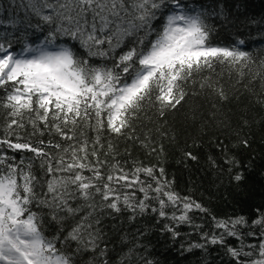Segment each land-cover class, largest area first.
I'll return each instance as SVG.
<instances>
[{"label":"trees","instance_id":"trees-1","mask_svg":"<svg viewBox=\"0 0 264 264\" xmlns=\"http://www.w3.org/2000/svg\"><path fill=\"white\" fill-rule=\"evenodd\" d=\"M186 1L189 10L204 14L211 29V44L227 46L225 42L230 41L229 45L233 46L239 44L235 38L243 40L244 44H239V48L249 52L255 63L243 68V74L240 65L223 64L195 74L183 85L186 95L176 108L165 109L161 116L158 105L146 104L131 121V127L119 136L106 126L99 133L93 127H77L75 139L65 140L50 124L45 126L38 122L34 128L28 113L17 118L23 127L13 125L9 129L8 124L13 118L8 115V109L0 107V140L42 146L48 154L43 160L31 151L0 145V157L8 158V163L22 168L31 165V172L38 182L35 185L38 194L46 192L45 181L52 179L46 173V163L42 162L52 160L56 167L59 157L69 159L63 149L70 144L79 146L86 140L89 153L95 148L97 154L96 157L89 155V160L95 163L99 158L101 163L97 167L104 179L108 174H117L116 166L128 173L124 166L148 168L154 165L159 171L163 169L161 180L169 182L166 191H174L205 209L188 222L170 224L166 218L177 213L171 205L164 208L166 216L159 215V206L155 207L158 213H147L149 216L141 221V212L145 210L136 206L143 201L139 198L130 201L133 207L119 202V211L108 207L111 200H96L92 208L80 209V221L91 226L82 229L83 239L87 242L88 233L94 229L95 249L89 246L77 253L75 259L79 264H240L258 258V246L264 236L260 235L262 227L252 222L264 216V66L261 65L264 61V0ZM48 2L56 3V0ZM15 3L16 8L13 7ZM48 14H53L52 10L44 6L43 0H0V42L11 41L17 45L16 51L24 42L36 46L58 26L55 16L51 24L42 19ZM143 34V31L138 33ZM154 38L153 33L149 39ZM126 39L130 43L135 36ZM57 44L76 45V51L87 58L86 50L69 37H58ZM126 50L116 49V54ZM94 60L102 62L92 58L90 63ZM107 63L110 66L111 61ZM206 80L213 87H201ZM218 89L223 90L226 98L218 94ZM3 95L4 90L0 89V96ZM41 141L43 145H40ZM51 141L55 143L53 146L61 145L60 149L53 147ZM49 147L50 152L47 151ZM106 153L110 154L107 159ZM54 175L67 178L73 173L56 172ZM83 175L90 177L92 173L85 170ZM237 175L240 180L235 179ZM141 180L149 183L146 179ZM125 190L129 198L136 195L135 190L139 191L137 186ZM67 192L70 193L67 197L70 207L78 192L76 185L70 184ZM32 210L40 214L41 230L49 239L67 235L71 227L77 225L64 217L66 209L33 205ZM53 215L56 220L52 219ZM241 217L247 223L234 229L241 241L230 248L253 255L242 254L237 258L224 250L231 236L225 234L223 228H217L216 223ZM88 228L92 229L86 234ZM221 236L223 243L207 244L213 237L219 239ZM69 244L72 250L78 247L76 241ZM61 247L57 245V248Z\"/></svg>","mask_w":264,"mask_h":264},{"label":"snow or ice","instance_id":"snow-or-ice-1","mask_svg":"<svg viewBox=\"0 0 264 264\" xmlns=\"http://www.w3.org/2000/svg\"><path fill=\"white\" fill-rule=\"evenodd\" d=\"M43 2L54 15H44L42 19L51 24L55 16L58 26L41 43L33 46L24 42L19 51H13L11 41L0 42V89L4 90V95L0 96V107L8 109V115L13 118L8 124L9 129L13 125L23 127L17 118H23L28 113L34 128L38 122L45 126L50 124L65 140L75 139L77 127H93L99 133L106 126L110 132L122 134L124 129L131 127V121L146 104L158 105L161 116L165 109L176 108L186 95L183 85L195 74L205 69L213 70L216 64L240 65L243 74V68L255 63L249 52L235 45L211 44V29L205 22L204 14L195 9L189 10L183 0ZM36 14L39 15V12ZM126 17L131 19L126 20ZM156 20L161 21L158 26L153 23ZM141 31L143 36L138 35ZM153 33L155 38L149 39ZM132 36L135 39L128 49L117 55L116 49ZM58 37L77 41L86 50L87 58L76 51V45L57 44ZM238 43L244 44V41L239 40ZM105 45L106 48L102 47ZM53 47L56 50H50ZM92 58H99L102 62L94 60L90 63ZM107 61H111L110 66ZM261 65L264 66V61ZM200 86L213 87L207 80ZM218 94L224 97L222 89H218ZM244 143L247 144V141ZM3 144L14 150L31 151L37 157L48 155L42 146L33 147L30 143L0 140V145ZM54 147L60 148L61 145ZM63 151L69 159L59 157L56 167L50 161L42 162L46 163V173L52 179L45 181L46 192L41 194L35 190L38 182L30 164L22 168L8 163V158L0 157V264H79V260L75 259L77 253L89 246L95 249L93 234L88 233L87 242L82 236V229L90 225L78 223L63 239L60 236L49 239L41 230L40 214L32 210L36 205L38 208L66 209L74 214L78 209L69 207L67 203L69 184L76 185V190L85 199L94 189L104 200H111L108 207L116 211L120 210L118 203L121 197L116 194L114 183L128 188L137 186L144 194V201L155 199L160 205L161 217L166 216V206L180 204L182 214L171 217L177 222H188V213L193 209L205 211L189 198L166 191L169 182H161L152 168L137 167L129 174L116 166L114 171L117 174H108L106 182L98 185L96 182L104 179L97 167L101 161L98 157L95 163L89 160V155L96 157L97 154L95 148L89 153L86 140H82L79 146L70 144ZM188 155L195 159L191 153ZM20 163L23 164V160ZM85 170L92 175L84 176ZM56 172L73 175L56 177ZM141 173L151 178V182L145 184L140 179ZM160 175H163V169H160ZM235 179L240 180L241 177L237 175ZM152 182L157 185L154 189ZM149 191H154L156 195L149 197ZM123 201L128 207H133L128 195L123 196ZM144 201L136 205L141 211L147 207ZM52 219L57 217L53 215ZM246 223L241 217L217 221L216 227L223 228L227 235L236 236V226ZM252 223L262 227L260 235L264 236V216ZM58 241L61 248H57ZM70 241L77 242L75 250L70 244L65 247ZM211 243H223V236L219 239L213 237ZM229 251L237 258L242 254L253 255L252 252L242 253L235 249ZM257 252V259L241 261L240 264H264V241L259 244Z\"/></svg>","mask_w":264,"mask_h":264},{"label":"bare ground","instance_id":"bare-ground-1","mask_svg":"<svg viewBox=\"0 0 264 264\" xmlns=\"http://www.w3.org/2000/svg\"><path fill=\"white\" fill-rule=\"evenodd\" d=\"M15 2H19V0H14ZM183 3L188 7L189 6V3L186 1V0H183ZM16 3L15 4H13V7L14 8H16ZM4 7H6L5 5H4ZM126 18H130L131 19V17H126ZM125 18V19H126ZM161 23V21H156L155 23H154V25H159ZM126 26V25H125ZM236 39V41L238 42L239 41V39L238 38H235ZM230 44V41H227V42H225V45H229ZM130 46V43H129V41H128V39H125L124 40V42H123V44L121 45V47L120 48H117V50H125V49H128V47ZM230 46V45H229ZM235 46H237V47H239V44H237V45H235ZM17 48V45L15 44V45H13V48L11 49V50H13V51H16L15 49ZM52 50H54L53 48H52ZM121 52H118V54L117 55H119ZM125 130V129H124ZM123 130V131H124ZM123 133V132H122ZM115 135H121V134H115ZM52 146H53V144H55V143H53L52 141H51V143H50ZM54 147V146H53ZM51 147H49V148H47L48 150L47 151H49L50 152V149ZM58 149H60V148H58ZM45 151V150H44ZM108 152V151H107ZM16 155V154H15ZM107 156H110V154H108V153H106V159L108 158ZM40 159L42 158V157H39ZM102 158H105V157H102ZM51 159H52V157H51ZM43 160H45V157H43ZM50 162H51V164L53 165V167H55V165H56V163H52V160H49ZM47 162V161H46ZM58 164V163H57ZM103 165H105V164H103ZM101 167H102V165H100ZM104 167V166H103ZM124 168L128 171V173L129 174H131V173H133L134 171H135V169L137 168V167H133V168H129V167H126V166H124ZM141 168H146V167H141ZM148 168H152V169H154V174L156 175V177L157 178H159L160 180H161V177H160V171H159V168H157L156 166H154V165H152V166H149ZM102 170H104L103 168H101ZM60 173H62V172H60ZM140 179H146V180H148V182H151V178H149V177H147L146 176V174H144V173H141L140 174ZM104 182H106V178L104 179V180H101V181H98V182H96L98 185H100V186H102V184L104 183ZM161 182H162V180H161ZM121 183H123V182H121ZM70 186V184L68 185V187ZM152 186H156V184L154 183V182H152ZM113 187L116 189V194L117 195H120V197H121V199H120V201L119 202H122L123 201V196L124 195H127V191L125 190V188L126 187H122L121 186V184H113ZM154 189V188H153ZM125 191V192H124ZM90 192H91V195L87 198V199H85L81 194H80V192L78 191L77 192V194L75 195V197L73 198V202L70 204V207H72V208H74V209H79V211L77 212H75L74 214H71V213H68L67 212V210H66V212H64L63 214H65L64 215V217L66 216V217H68V219L71 221V222H73V223H81V221H80V219H79V215H80V209L81 208H87L88 209V207L90 208H92L93 206H95L96 204H95V201L96 200H104L103 198H102V195L100 194V193H97V192H95V190L93 189V190H90ZM123 192H124V195H123ZM135 193H136V195H134L133 197H130V201H133V200H136L137 198H139L140 200H143L144 201V194L142 193V192H140V191H136L135 190ZM156 194L154 193V191H149V197H152V196H155ZM166 199V198H165ZM139 200V201H140ZM144 203L147 205V207L145 208V212H141L142 214H141V221L145 218V217H148L149 216V214H147V213H150V214H153V213H158V209L157 208H155V207H159L160 205H159V203L155 200V199H149V200H146V201H144ZM157 203V204H156ZM167 207V206H166ZM181 205L180 204H177V205H175V206H173V211H177V213L175 214L176 216H179V213H181ZM153 209H157V211H153ZM202 211H200V210H198V209H193L192 211H190L189 213H188V217H189V219H193L194 218V216H196L198 213H201ZM172 216H173V214H172ZM172 216H170V217H167L166 218V221L168 222V223H172V224H174V223H176L177 224V221H175V220H173L171 217ZM143 217V218H142ZM90 229H92V228H88V230H87V232H86V234L90 231ZM93 231H94V229L92 230V234H93ZM65 236V235H64ZM94 236V235H93ZM89 237V236H88ZM241 236L237 233V235L236 236H231L230 237V241L229 242H227L226 243V248L224 249L227 253H229V254H231V252L229 251V249H231L230 247L231 246H235L237 243H239L240 241H241V238H240ZM61 239H63V236L61 237ZM68 244H69V242H67L66 244H65V247H67L68 246ZM207 244H212L211 242H207ZM57 245H61V242L60 241H58V244ZM234 249V248H233Z\"/></svg>","mask_w":264,"mask_h":264}]
</instances>
